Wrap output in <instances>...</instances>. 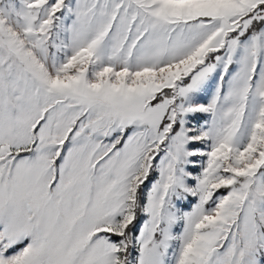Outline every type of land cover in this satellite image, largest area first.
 <instances>
[{
  "label": "snow or ice",
  "instance_id": "obj_1",
  "mask_svg": "<svg viewBox=\"0 0 264 264\" xmlns=\"http://www.w3.org/2000/svg\"><path fill=\"white\" fill-rule=\"evenodd\" d=\"M0 264H264V0H0Z\"/></svg>",
  "mask_w": 264,
  "mask_h": 264
}]
</instances>
